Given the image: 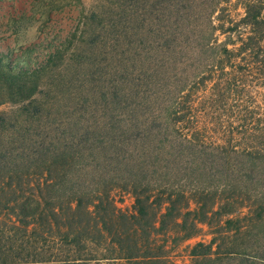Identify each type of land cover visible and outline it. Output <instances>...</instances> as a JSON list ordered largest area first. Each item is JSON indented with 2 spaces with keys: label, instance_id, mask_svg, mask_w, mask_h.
I'll use <instances>...</instances> for the list:
<instances>
[{
  "label": "trees",
  "instance_id": "trees-1",
  "mask_svg": "<svg viewBox=\"0 0 264 264\" xmlns=\"http://www.w3.org/2000/svg\"><path fill=\"white\" fill-rule=\"evenodd\" d=\"M102 1L40 65L0 52V106L24 105L0 114V264H168L167 221L215 229L209 264H264L258 240L214 248L264 225V0ZM71 63L113 69L125 107L59 100Z\"/></svg>",
  "mask_w": 264,
  "mask_h": 264
},
{
  "label": "rangeland",
  "instance_id": "rangeland-1",
  "mask_svg": "<svg viewBox=\"0 0 264 264\" xmlns=\"http://www.w3.org/2000/svg\"><path fill=\"white\" fill-rule=\"evenodd\" d=\"M52 1L0 0V52L8 53L10 51L13 59L22 55L26 62L31 63L32 66H38L45 62L49 53L54 52L75 30L82 8L86 14H90L103 2L102 0H80L79 5L72 1L70 3L59 2L54 6ZM75 58L79 60L73 48L67 52L66 60L76 63ZM69 68L70 83L73 85L70 84L65 93L56 95L59 100L62 98L66 105L73 106V98L77 96L78 90L82 100L80 107H125L123 104H119L111 89L112 84L115 83L113 69H101L94 73H88V75H76L74 64H69L65 70ZM76 87L79 89L76 90ZM104 90L105 93L102 97ZM44 99L48 100V97L45 95ZM125 101V105L128 103L131 104L130 106H135V102L132 103V100L130 102L126 99ZM25 104L28 105V103ZM19 107H24V105L22 103L2 104L0 114H14ZM29 107H34V105ZM112 198L120 210L134 212V197L130 191L115 190L112 193ZM191 207L195 208L194 205ZM243 211L247 214L246 209ZM246 222L243 221V223ZM200 227L201 230L195 237L185 241H177V233L181 228L173 227L169 221L165 223V227L163 226L158 231L155 240L160 246H167L168 264H209L193 254H199L202 251L201 248L196 247L197 244L209 245L211 243L214 237L212 233L215 229L206 224H201ZM249 230L250 233L247 235L237 236L233 239L219 238L220 240L214 245V248L218 249L217 245L219 244L224 247L219 250L227 253L224 250L227 247L230 248L232 245H239L242 248L243 245L249 247V244L258 240L260 243L259 253L264 252V225L257 226L255 229L252 227ZM251 236L253 238H250Z\"/></svg>",
  "mask_w": 264,
  "mask_h": 264
}]
</instances>
